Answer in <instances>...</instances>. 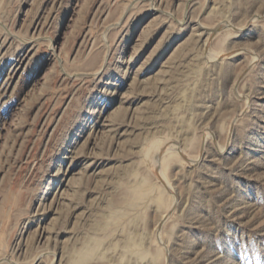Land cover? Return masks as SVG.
Wrapping results in <instances>:
<instances>
[{
    "label": "rangeland",
    "instance_id": "374dc122",
    "mask_svg": "<svg viewBox=\"0 0 264 264\" xmlns=\"http://www.w3.org/2000/svg\"><path fill=\"white\" fill-rule=\"evenodd\" d=\"M0 264H264V0H0Z\"/></svg>",
    "mask_w": 264,
    "mask_h": 264
},
{
    "label": "bare ground",
    "instance_id": "6f19581e",
    "mask_svg": "<svg viewBox=\"0 0 264 264\" xmlns=\"http://www.w3.org/2000/svg\"><path fill=\"white\" fill-rule=\"evenodd\" d=\"M140 181H141V180H140ZM137 183H139V182H137ZM140 183H141V182H140ZM145 186H146V185H145ZM133 187H134V186H133ZM142 190H143V189H142ZM136 193H137V191H136ZM141 196H142V195H140V198H141ZM132 198H133V197H132ZM140 198H139V199H140ZM137 200H138L137 197H135L133 201L131 200L132 205H133L135 202H137ZM137 204H138V203H137ZM127 207H128V206H127ZM127 207H126V208H127ZM130 207H131V206H129V208H130ZM127 210H128V209H127ZM1 220H2V219H1ZM161 220H162V219H161ZM71 255H72V256L74 255L75 257H77V258L79 259L80 256H81V252L78 251V250H73V252H72ZM72 256H71V257H72ZM77 258H75V259H77ZM78 261H79V260H78Z\"/></svg>",
    "mask_w": 264,
    "mask_h": 264
}]
</instances>
